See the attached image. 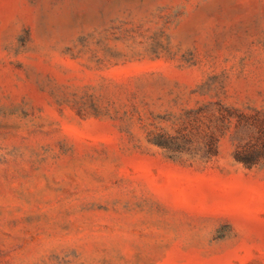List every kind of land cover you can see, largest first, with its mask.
I'll return each instance as SVG.
<instances>
[{
  "label": "rangeland",
  "instance_id": "374dc122",
  "mask_svg": "<svg viewBox=\"0 0 264 264\" xmlns=\"http://www.w3.org/2000/svg\"><path fill=\"white\" fill-rule=\"evenodd\" d=\"M0 264H264V0H0Z\"/></svg>",
  "mask_w": 264,
  "mask_h": 264
}]
</instances>
